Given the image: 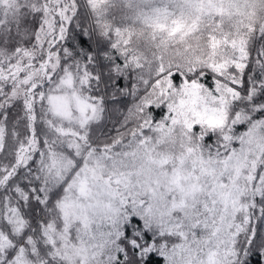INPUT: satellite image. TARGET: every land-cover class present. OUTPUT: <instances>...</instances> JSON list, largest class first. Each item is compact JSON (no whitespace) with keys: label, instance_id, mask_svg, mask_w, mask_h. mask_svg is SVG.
<instances>
[{"label":"snow or ice","instance_id":"obj_1","mask_svg":"<svg viewBox=\"0 0 264 264\" xmlns=\"http://www.w3.org/2000/svg\"><path fill=\"white\" fill-rule=\"evenodd\" d=\"M0 264H264V0H0Z\"/></svg>","mask_w":264,"mask_h":264}]
</instances>
